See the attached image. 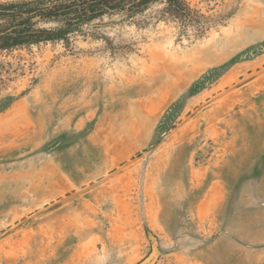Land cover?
Here are the masks:
<instances>
[{
	"label": "rangeland",
	"instance_id": "374dc122",
	"mask_svg": "<svg viewBox=\"0 0 264 264\" xmlns=\"http://www.w3.org/2000/svg\"><path fill=\"white\" fill-rule=\"evenodd\" d=\"M187 2L0 50V264H264V0Z\"/></svg>",
	"mask_w": 264,
	"mask_h": 264
},
{
	"label": "trees",
	"instance_id": "16d2710c",
	"mask_svg": "<svg viewBox=\"0 0 264 264\" xmlns=\"http://www.w3.org/2000/svg\"><path fill=\"white\" fill-rule=\"evenodd\" d=\"M161 5L158 19L193 23L197 12L187 0H17L0 3V50L66 41L70 27L106 14H142ZM55 22L63 26L45 28Z\"/></svg>",
	"mask_w": 264,
	"mask_h": 264
}]
</instances>
